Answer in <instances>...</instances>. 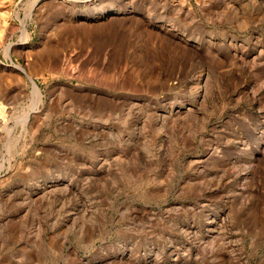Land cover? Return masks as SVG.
Masks as SVG:
<instances>
[{
  "label": "rangeland",
  "instance_id": "1",
  "mask_svg": "<svg viewBox=\"0 0 264 264\" xmlns=\"http://www.w3.org/2000/svg\"><path fill=\"white\" fill-rule=\"evenodd\" d=\"M0 264H264V0H0Z\"/></svg>",
  "mask_w": 264,
  "mask_h": 264
}]
</instances>
